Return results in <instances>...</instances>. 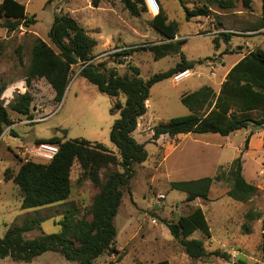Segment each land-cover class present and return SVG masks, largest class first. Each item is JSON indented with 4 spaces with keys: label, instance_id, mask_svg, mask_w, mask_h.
I'll return each mask as SVG.
<instances>
[{
    "label": "rangeland",
    "instance_id": "1",
    "mask_svg": "<svg viewBox=\"0 0 264 264\" xmlns=\"http://www.w3.org/2000/svg\"><path fill=\"white\" fill-rule=\"evenodd\" d=\"M250 1L246 7L238 0L231 10L206 5L211 11L209 17L187 21L185 9L201 8L206 4L205 0H159L168 21L177 24L178 32L172 41L184 40L181 52L186 60H202L203 63L189 70L190 76L178 82L172 80L174 75L150 88L145 103L146 114L138 119L132 135L136 143L144 146L147 159L133 167L129 190L123 191L113 219L116 229L113 246L117 253H105L93 264H157L163 260L169 264H264V130L250 127L228 137L187 134L173 138L162 136L156 142L150 140L154 126L189 114L180 103L182 95L205 86L217 93L223 82V73L242 54L255 49L264 51L261 1ZM20 2L25 6L26 16L35 20L33 25L24 27L22 24L17 30L8 32L2 28L5 19L0 18V88H3L0 104L7 108L12 123L0 137V238L9 227L20 226L25 219L42 216L45 219L39 227L23 235L24 240H32L43 234L59 233L57 223L67 212L76 218L89 220L90 205L98 189L81 177L79 164L74 162L70 172L71 194L66 202L21 210L19 191L11 181L4 179V171L9 169L16 173L21 163L35 159L31 151L37 145L36 141L51 138L98 143L119 159L109 138L111 127L119 115L110 113V110L114 102L122 105L125 102L123 95L111 99L99 93L95 86L79 76V65L73 66L60 103L53 101L52 90L40 85L39 90L29 87L25 81V70L35 40L40 39L53 47L48 34L54 18L68 15L96 41L92 51L94 63H104L119 76H130L128 66L132 65L144 81L174 67L179 62V55L169 54L154 60L150 52L138 51L129 57H115L121 52H116L119 49L164 42L151 27L153 17L147 11L132 16L120 0ZM220 34L228 35V41L224 42ZM236 47H239V52H235ZM26 91L32 96L31 120L8 109L14 99ZM17 143L19 146L15 147ZM237 158H240L245 182L256 189L253 197L245 203L226 196L232 186L231 172ZM114 169L121 172L119 168ZM206 177L212 178L208 201L196 199L187 203L183 192L170 187L173 182ZM195 208H200L205 215L208 235L196 231L188 240L201 241L206 253L218 250L226 253L229 260L215 256L192 260L170 235L166 225L175 223ZM249 212L259 217L249 220L246 218ZM244 225L248 228L247 233L243 232ZM0 264L76 263L57 253L45 252L31 263L5 258L0 259Z\"/></svg>",
    "mask_w": 264,
    "mask_h": 264
},
{
    "label": "trees",
    "instance_id": "2",
    "mask_svg": "<svg viewBox=\"0 0 264 264\" xmlns=\"http://www.w3.org/2000/svg\"><path fill=\"white\" fill-rule=\"evenodd\" d=\"M20 1L29 0H2L0 3V18L5 19L2 28L8 32L17 30L22 24L29 27L35 23L33 17L26 16L25 6ZM120 1L132 16H138L140 12L146 11L143 0ZM205 1L206 4L201 8L191 11L185 9V19L188 21L191 18L209 17L211 11L206 5L210 8L216 5L220 10H231L238 0ZM260 1L261 19L264 21V0ZM240 2L246 7L251 3L250 0ZM150 24L164 42L126 49L117 53L115 57H129L134 52L148 51L154 60L169 54L179 55V62L145 81L139 77L138 69L132 65L128 66L130 76H119L114 69L107 68L104 63H94L92 51L96 41L68 15L54 18L48 34L53 47L40 39L35 40L25 70V81L29 84L32 81L43 80L54 93L55 103L61 102L72 68L76 65L81 68L79 76L95 86L99 93L111 99L119 95L125 97L123 105L116 101L110 110V113L119 115L109 135L119 159L101 144L83 139L37 140L36 144L44 143L57 147L58 152L51 161L31 159L21 163L14 174L9 169L4 171V179L11 181L19 191L20 209L29 210L66 202L71 194V168L74 162H77L81 177L89 180L98 189L90 205V219L76 218L73 213L67 212L57 223L60 226L59 233L43 234L32 240H24L23 235L38 228L45 218L35 216L25 219L20 226L9 227L3 238H0V259L8 258L16 262L31 263L43 253L53 252L76 264H93L105 253H117L113 246L116 237L113 219L120 206L123 191L129 190L128 184L134 174L133 167L147 159L144 146L136 143L132 135L137 128L138 119L146 114L145 103L148 101L149 90L153 85L203 63L202 60L195 62L186 60L181 52L184 40L172 41L178 32L177 24L168 21L161 5L159 14L151 19ZM219 36L224 42L229 39L226 34ZM2 91L3 88H0V95ZM180 103L189 114L171 118L154 126L150 139L152 142H156L162 136L173 138L187 134H216L228 137L250 127L259 126L264 130V51L255 49L244 55L227 72L217 93L205 86L182 95ZM31 104L32 96L26 91L18 95L8 109L31 120ZM11 124L7 108L0 104V137L4 129ZM247 142L248 138L244 146ZM114 168H119L121 172ZM231 178L232 186L226 192V196L236 202H248L256 189L242 177L240 158L233 162ZM211 185L212 178L206 177L193 181L173 182L170 187L183 192L186 195L185 202L189 203L196 199L208 201ZM258 217V214L252 212L246 215L249 220ZM166 227L188 258L199 260L215 256L229 260L226 253L219 250L206 253L201 241L188 240L196 231L208 235V225L200 208L193 209L188 215L180 217L175 223L167 224ZM247 230L244 225L243 232L247 233ZM157 264L169 263L163 260Z\"/></svg>",
    "mask_w": 264,
    "mask_h": 264
},
{
    "label": "built area",
    "instance_id": "3",
    "mask_svg": "<svg viewBox=\"0 0 264 264\" xmlns=\"http://www.w3.org/2000/svg\"><path fill=\"white\" fill-rule=\"evenodd\" d=\"M143 5L145 6L147 13L150 14L152 17H155L160 12V3L158 0H143ZM263 32H264V27H263ZM123 50L126 49H119L116 50V52ZM186 72H189V70L176 74V76H174L172 80L174 82H178L176 80ZM57 152L58 149L55 145L41 143L33 147L31 154L35 157V159L49 162L53 159V157L57 154Z\"/></svg>",
    "mask_w": 264,
    "mask_h": 264
},
{
    "label": "crops",
    "instance_id": "4",
    "mask_svg": "<svg viewBox=\"0 0 264 264\" xmlns=\"http://www.w3.org/2000/svg\"><path fill=\"white\" fill-rule=\"evenodd\" d=\"M239 47H236L235 48V52H239V49H238ZM251 52V51H250ZM249 53V52H248ZM247 53V54H248ZM244 55H246V54H242V56L239 58V60L241 59V58H243L244 57ZM238 60V61H239ZM237 61V62H238ZM237 62H234V63H232L230 66H229V68L223 73V75H222V77H221V82L224 80V78H225V76H226V74H227V72L237 63ZM220 82V83H221ZM29 87L30 86H33V88L35 89V90H37V88H38V86L40 85L41 87H45V89L47 90H51V88H50V86L48 85V84H46L43 80H40V81H32V82H30L29 84ZM67 89V88H66ZM38 90H39V88H38ZM28 92V91H27ZM146 107H147V105H146ZM57 110V109H56ZM50 116V115H49ZM48 116V117H49ZM33 119V118H32ZM14 126L15 125H13L12 127L14 128ZM4 137H5V135L2 137L3 139H4ZM14 139H16V138H14ZM19 143H17L16 145H15V147H18L19 145H18Z\"/></svg>",
    "mask_w": 264,
    "mask_h": 264
},
{
    "label": "bare ground",
    "instance_id": "5",
    "mask_svg": "<svg viewBox=\"0 0 264 264\" xmlns=\"http://www.w3.org/2000/svg\"><path fill=\"white\" fill-rule=\"evenodd\" d=\"M188 76H190V72H186V73L182 74L176 81H180L181 79L186 78Z\"/></svg>",
    "mask_w": 264,
    "mask_h": 264
},
{
    "label": "water",
    "instance_id": "6",
    "mask_svg": "<svg viewBox=\"0 0 264 264\" xmlns=\"http://www.w3.org/2000/svg\"><path fill=\"white\" fill-rule=\"evenodd\" d=\"M257 128H260L259 126H257Z\"/></svg>",
    "mask_w": 264,
    "mask_h": 264
}]
</instances>
